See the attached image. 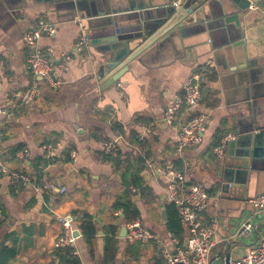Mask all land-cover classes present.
<instances>
[{
    "label": "crops",
    "instance_id": "0c3cea01",
    "mask_svg": "<svg viewBox=\"0 0 264 264\" xmlns=\"http://www.w3.org/2000/svg\"><path fill=\"white\" fill-rule=\"evenodd\" d=\"M132 3L154 10L166 0H0L2 164L27 171L35 183L66 187L63 193L31 185L14 188L0 172V252H15L11 264H67L60 258L64 249L55 248L62 232L60 215L72 216L78 228L75 256L80 264H164L162 251L172 247L171 235L177 237L166 228L169 167L184 176L179 194L192 184L208 193L201 219L215 225L211 263L218 256L223 259L228 249L230 258H239L264 238V211L253 213L248 202L264 190V133L245 174L227 178L225 171L227 165L240 163L235 157L242 152V135L264 132V24L253 14L240 15L249 39L235 38L236 25L224 21L211 2L201 23L182 33L173 30L119 71L117 80L105 81L108 40L136 31L131 26ZM40 18L54 26L52 34H41L37 45L52 50L57 86L35 78L27 67L29 47L23 34ZM82 35H88L89 43L77 50ZM205 67L216 77L200 73L197 111L207 114L203 138L178 150V131L166 122L165 111L183 94L186 79ZM34 81V102L20 104L19 94ZM182 111L176 114V124L187 116ZM229 134L234 140L229 139L224 155L217 157L214 147ZM107 140L117 143L116 155L104 147ZM140 166L141 185L131 184L122 197V178L130 180ZM239 196L243 199H236ZM127 200L139 210L135 220L151 234L147 242L121 236L127 222L123 207L114 206ZM81 213L92 216L96 232L90 239L81 231ZM247 218L253 229L240 234ZM181 225L182 237L177 238L183 240L188 232ZM110 238L116 254L104 259Z\"/></svg>",
    "mask_w": 264,
    "mask_h": 264
},
{
    "label": "built area",
    "instance_id": "2783aa9c",
    "mask_svg": "<svg viewBox=\"0 0 264 264\" xmlns=\"http://www.w3.org/2000/svg\"><path fill=\"white\" fill-rule=\"evenodd\" d=\"M54 26L45 21L38 19L23 34V41L29 47L26 53V63L32 75L36 78L40 76L42 80L51 86H57L59 80L53 75L54 59L52 50L46 48L42 50L37 45V40L42 33L52 34ZM89 43V37L82 35L75 44L77 50ZM68 58V57H66ZM2 60L0 59V66ZM63 65V64H61ZM210 66V65H208ZM205 67L202 70H205ZM1 80V73H0ZM200 72L193 73L184 83L185 92L177 96L173 102L166 108L165 120L170 125H175L178 131V140L176 148L182 150L188 146L196 145L203 138L207 114L197 111L198 103L201 99L200 90ZM37 81L25 88L18 96L22 105H30L34 102L37 95ZM183 109L182 113L187 112L184 121L175 123L176 114ZM1 113V109H0ZM147 129L145 128V131ZM235 136L229 134L225 139L213 149L217 157H222L225 153L226 141L233 139ZM2 131L0 128V172L4 173L14 188L18 185H31L35 190H55L59 193L66 191L65 186L57 188L52 181H38L35 183L27 171L22 169H9L2 164L1 148ZM104 147L113 155L117 154L118 145L114 140L104 142ZM49 148V147H46ZM22 153L27 155L28 149H23ZM75 156V152H72ZM149 162V161H148ZM151 164V162L149 163ZM168 176V200L174 203L178 210L179 220L186 227L188 236L183 240L171 235L170 249L162 251V259L164 264H211L212 240L211 237L215 233V225H205L201 219V213L206 209L208 202V193L202 185L192 184L186 187L182 193H178V186L182 184L184 176L176 169L169 167L166 172ZM34 182V183H33ZM253 209V213L264 211V190L248 199ZM57 220L62 225V232L55 241V248L70 249L72 255L78 254L76 240L78 235H74V231L78 230L73 223L70 215H60ZM126 235L130 240L147 242L151 238L150 232L137 220L129 221L125 224ZM253 229V224L247 218L240 225L239 233L245 234ZM219 258V256L217 257ZM229 264H264V238L259 239L246 250L239 258H230Z\"/></svg>",
    "mask_w": 264,
    "mask_h": 264
},
{
    "label": "water",
    "instance_id": "95a60500",
    "mask_svg": "<svg viewBox=\"0 0 264 264\" xmlns=\"http://www.w3.org/2000/svg\"><path fill=\"white\" fill-rule=\"evenodd\" d=\"M215 3L224 16V21L234 22L237 27L238 34L235 38L241 39L244 37L246 41L249 39L248 32L242 30L240 25L239 16L243 14L255 15L257 22L264 24V0H166L165 5L154 10L148 9L149 5L145 3L135 4L132 3L130 10L132 11L130 19H132L131 26L136 27L134 34L123 38L113 35L108 40V50H110L106 58L107 74L103 77L111 82L119 78L118 72L125 68L128 63L139 56L143 51L155 44L165 35H169L173 30H178L180 33L184 31V28L192 24H199L205 19L203 16L210 3ZM148 4L150 2L148 1ZM147 6V7H146ZM226 14V15H225ZM246 18H248L246 16ZM207 26L205 23L202 27ZM88 36V35H87ZM41 79L40 76H37ZM185 92V88L182 91ZM264 132L254 133L250 131L243 134L244 145L240 147L241 154H236V161L240 163H234L227 165L228 168L227 178H231V175L245 174L246 170L250 167L251 160L255 157L259 147L256 143ZM234 139H232L233 141ZM231 140L226 141V144ZM226 150V148H225ZM227 188V185H224ZM241 188H245L241 185ZM243 199L242 196L236 197V199ZM121 236L126 235V227L121 229ZM74 235H79V231L75 230ZM229 249L225 252L223 259L217 258L211 264H229Z\"/></svg>",
    "mask_w": 264,
    "mask_h": 264
},
{
    "label": "trees",
    "instance_id": "16d2710c",
    "mask_svg": "<svg viewBox=\"0 0 264 264\" xmlns=\"http://www.w3.org/2000/svg\"><path fill=\"white\" fill-rule=\"evenodd\" d=\"M199 72L204 77H208V79H214L216 77L215 72L211 71L210 69L200 70ZM115 163L116 164L119 163L118 157L115 159ZM141 169H142V166H140L139 169L135 171L133 178H131L130 180L126 181L124 177L122 178V181L125 186V190L123 191L122 197L127 194L126 190L129 189V186L131 184L134 186L141 185L140 183L141 182V177H140ZM121 206L123 207V222L124 223L133 221L139 217V210L135 206H132L129 200H127L126 203L117 202L114 207L117 208ZM166 210H167V216H168L166 228L169 231L173 232L177 237L181 239L183 227L180 223L178 210L175 204L170 202L167 205ZM80 215H81V219L83 220V223L81 224V231L83 233V236L86 239H90V237L94 236L96 232L95 226L91 222L92 216L88 213H81ZM114 243H115L114 239L110 238L108 240V244L105 247V251H104V259L114 258L116 254ZM15 258H16V254L10 248H5L0 252V264H11L15 260ZM60 258L64 259V261L67 264H80L79 258L76 257L75 255H72L70 253L69 248L64 249V253L63 255L60 256ZM156 264H161V262L158 261Z\"/></svg>",
    "mask_w": 264,
    "mask_h": 264
},
{
    "label": "rangeland",
    "instance_id": "374dc122",
    "mask_svg": "<svg viewBox=\"0 0 264 264\" xmlns=\"http://www.w3.org/2000/svg\"><path fill=\"white\" fill-rule=\"evenodd\" d=\"M210 257L211 259L214 257V252L211 253Z\"/></svg>",
    "mask_w": 264,
    "mask_h": 264
}]
</instances>
